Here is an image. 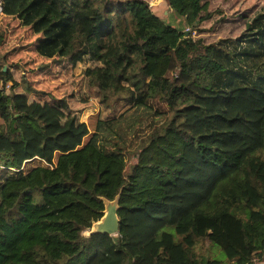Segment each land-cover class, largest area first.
Returning <instances> with one entry per match:
<instances>
[{
  "label": "trees",
  "instance_id": "1",
  "mask_svg": "<svg viewBox=\"0 0 264 264\" xmlns=\"http://www.w3.org/2000/svg\"><path fill=\"white\" fill-rule=\"evenodd\" d=\"M163 1L184 30L150 0H0L5 20L41 36L39 56L92 61L100 103L128 106L96 117L85 143L46 141L0 56V264H224L196 253L205 240L228 264L264 260V7L225 17L214 0ZM218 14L230 35L209 42ZM163 119L133 154L119 150ZM118 195L119 233L85 236Z\"/></svg>",
  "mask_w": 264,
  "mask_h": 264
},
{
  "label": "rangeland",
  "instance_id": "2",
  "mask_svg": "<svg viewBox=\"0 0 264 264\" xmlns=\"http://www.w3.org/2000/svg\"><path fill=\"white\" fill-rule=\"evenodd\" d=\"M240 2L249 3L252 12L264 7V0H214V8H222L224 16L228 17L230 11L227 6L235 7ZM150 6L167 24L181 30L187 27L184 17L170 11L163 0H150ZM222 15H216L211 23L205 25L209 30L206 33L209 42L230 35L231 25L228 21L224 20L225 22L214 26ZM0 31L5 34L4 44L0 48V56L4 58V71H9L14 78L6 90L8 93L13 90L14 93L24 96L27 105L39 113L42 127L37 123L35 126L46 134L39 133L41 139L50 141L48 138L60 134L59 137L65 139L61 146L65 147L70 144L71 136L80 137L83 134L81 143H85L94 133L96 117H113L128 109L123 103H111L109 106L100 103L97 90L90 87L85 75V70L94 67L95 63L86 61L74 66L67 58L56 57L49 60L39 56L35 49L41 36L34 34L31 28L24 27L16 18L5 20L1 15V8ZM185 32L191 34L190 29ZM193 36L197 37L199 34L193 32ZM165 122L166 119L151 121L146 127L137 130L128 141L120 144L119 150L133 154L140 143L157 132ZM2 124L0 118V127ZM70 147L73 146L69 145L66 149ZM131 162L128 160L127 173L130 171ZM90 231L87 230L84 235L89 236ZM195 251L199 256L228 263L224 253L219 248L212 247L208 240L200 242Z\"/></svg>",
  "mask_w": 264,
  "mask_h": 264
},
{
  "label": "water",
  "instance_id": "3",
  "mask_svg": "<svg viewBox=\"0 0 264 264\" xmlns=\"http://www.w3.org/2000/svg\"><path fill=\"white\" fill-rule=\"evenodd\" d=\"M188 36V32H186ZM105 204L104 216L97 222H94L89 236L95 234H105L115 236L120 230V218L118 211L120 208V195L114 200L103 199Z\"/></svg>",
  "mask_w": 264,
  "mask_h": 264
},
{
  "label": "crops",
  "instance_id": "4",
  "mask_svg": "<svg viewBox=\"0 0 264 264\" xmlns=\"http://www.w3.org/2000/svg\"><path fill=\"white\" fill-rule=\"evenodd\" d=\"M2 4H1V2H0V8H1V15H3L2 14ZM226 261H228V263H229V259L226 257ZM224 263V262H223ZM227 263V264H228ZM224 264H226V263H224ZM253 264H264V260L263 259H261V260H259V261H257L256 263H253Z\"/></svg>",
  "mask_w": 264,
  "mask_h": 264
}]
</instances>
